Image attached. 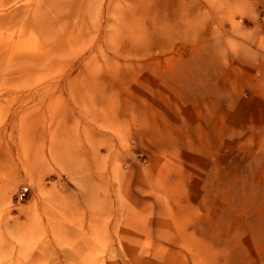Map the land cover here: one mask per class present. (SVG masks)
I'll return each instance as SVG.
<instances>
[{
	"label": "rangeland",
	"instance_id": "rangeland-1",
	"mask_svg": "<svg viewBox=\"0 0 264 264\" xmlns=\"http://www.w3.org/2000/svg\"><path fill=\"white\" fill-rule=\"evenodd\" d=\"M90 1L78 0V4L88 7ZM22 2L19 0L18 3ZM92 6L82 29H60L61 24L67 22L71 27L73 20L82 19V15L78 18L74 15L62 16L57 18L55 28L47 33V37L35 30V41L30 42V48L39 49L45 38L57 46L73 39L79 42L81 39H92L88 46L96 52L103 34L102 30L94 28L99 24L103 29L107 26L110 29L107 43L101 48L104 51H99L98 56L112 59L115 64H127L129 60L145 64L136 75L125 72L114 77L120 84L117 109L110 115V126L104 130L112 134L116 141V158L107 157L105 145H100L98 151L107 158V162L116 163V170L109 175L110 190L125 207L116 213L120 218L116 222L112 208L109 210L107 214L111 220L109 224L100 223V230L103 231L100 237H96L97 226L92 228L96 238L90 236L83 252L67 255L42 252L22 233L20 227L37 221L38 210H42V206H59L60 201L55 196L62 195L64 198L69 192H77L83 185L81 174L78 170L74 171L76 174L73 177L77 183L56 160L40 159L39 162L37 159L34 164L32 159H9L14 161L13 169L3 171L0 165V264H264V147H260L259 139L251 135L254 138L251 140L252 148L238 146L236 153L225 142L227 134L222 133L223 144L210 151L204 160L194 157L183 161L177 159L179 163H172V159H163L158 163L157 159H151L156 148L146 143L149 136L143 132L152 129L150 120L153 118L170 124L175 121L173 114L184 115L187 108L192 114L202 102L203 111L209 117L213 114L204 101L207 95H196L191 100L179 99L171 92L168 83L175 70L187 77L193 72H201L197 66L199 64L211 67V77L201 78L202 82H199L206 87H222L224 81L231 82L236 77L233 75L232 78L231 67L220 66L225 61L244 73L239 77L240 82L245 83L240 95L235 96L234 86L238 83L232 84L231 93L217 101L214 117L219 120L218 130L224 129L226 122L232 121L231 131L227 132L231 133L240 126L236 118L239 111L247 115L256 109V94L264 100V0H243L242 3L213 0L216 7L210 10L207 9L206 0H153L149 7L143 0H92ZM156 16H164V20L172 24L166 31H163L165 27L157 26L159 32L167 35L148 37L150 30L130 28L136 24L135 20L149 27ZM182 19L195 23V26L188 28V35H175L182 30ZM218 31L223 33V51H218L219 55L215 53L213 41V33ZM3 32L10 37L16 31L10 28ZM79 45L82 47L83 42ZM91 52H82L79 65L59 76L60 84L66 86L76 77L74 72L90 60L88 53ZM170 56L174 57L172 61ZM231 61L236 64L229 63ZM2 66L5 69L4 62ZM158 67L163 70L161 77L155 75ZM27 70L25 66H19L7 69L3 76L17 78L29 75ZM53 70L50 69L47 75ZM215 72L220 76H215ZM199 80L196 79L197 82ZM193 85L188 92L192 91ZM176 103L181 110H178ZM145 114L150 117H144ZM187 116H190L189 113ZM132 117H135V123L130 121ZM3 120L0 133L17 136L20 129L18 117L5 116ZM131 130L134 133L127 135V131ZM7 146H13V142ZM18 146L23 151L28 149L24 145ZM48 146L47 143L41 144L45 150ZM185 149L190 153L197 152L195 146L188 144H185ZM61 161L63 165L67 160ZM233 164L235 169L231 172ZM201 167L205 168V176L198 181ZM237 181L240 187L233 188ZM165 190L191 193L195 202L199 203L196 208L203 219L183 225L169 223L167 218L159 219L158 209L154 205L158 199L156 192ZM213 192H219L217 205L213 207L223 206L227 212L218 211L217 216L222 218L209 220L205 208L210 206L207 197ZM92 211L97 217L104 208H94ZM149 213L151 218L146 219L143 214ZM90 217L91 214L87 212L82 223L98 220ZM163 233L172 235L175 245L170 246L165 242ZM212 235L215 237L212 238ZM54 246L57 251L71 248L70 244L60 240Z\"/></svg>",
	"mask_w": 264,
	"mask_h": 264
},
{
	"label": "bare ground",
	"instance_id": "bare-ground-1",
	"mask_svg": "<svg viewBox=\"0 0 264 264\" xmlns=\"http://www.w3.org/2000/svg\"><path fill=\"white\" fill-rule=\"evenodd\" d=\"M18 2L19 0H0V10H3L0 13L2 23L0 25V123L4 121L5 116H15L18 117L20 124L17 136L11 137L0 133V159H2L0 165L3 171H6L15 167L14 161L9 159H32L34 164L37 159L42 161L56 160L60 166L70 172L72 179L77 183L78 181L73 177V174H76L74 171H79L83 185L77 186L79 187L77 192H69L64 198L62 195L55 196L60 201L59 206H55V202H53L54 206H42V210H38L37 221L28 223L20 229L42 252L64 255L83 252L88 246L87 242L89 243V241L87 240L91 238L90 236L96 238L103 234V231L100 230L101 224L103 222L110 223L111 217H108L107 214L109 210L112 208L116 222L120 219L117 214L125 207L121 204L120 199L117 200L115 195L111 193L113 190H110L111 177L109 175L111 171L116 170V163L107 162V158L102 157L98 151L100 145H105L107 157L116 158V141L112 134L104 130L110 126V115L117 109L120 84L114 80V77L125 72H133L136 75V72L140 71L142 66L145 67V64L134 63L130 60L127 64H115L112 59L107 60L102 55L101 57L98 56L99 51H104L101 48L104 46L103 44L107 43L110 29V26L103 29L99 24L95 25L94 28L102 30L103 34L100 38V48H97L96 52L93 48L89 49L88 46L92 39L82 41L80 37L81 42H83L82 47L79 45L81 42L78 39L57 46L45 38L40 48L34 50L30 48V42L35 41L33 32L35 30L40 31L43 36L47 37V33L55 28L57 18L73 15L78 18L79 15H82V19L72 21L71 27L67 22L60 26V29L66 31L82 29L87 23L88 13L93 7L92 0L88 7L79 5L78 0H23L21 4ZM236 2L242 3L243 0H236ZM143 3L149 7L153 4V0H143ZM206 4L209 10L216 7L213 6V0H206ZM57 6H60L61 9ZM164 19V16H156L151 20L149 27L143 26L144 24L135 20L136 24H132L130 28L140 30L146 28L147 31H151L147 34L148 37L157 38L159 34L167 35L158 31V24L159 28L165 27L163 31L168 30L172 25ZM194 26L195 23L182 19L181 32L170 33L169 35H188V28ZM10 28L16 32L8 37L3 30ZM222 34V31L213 33L214 49L218 55V51H223ZM39 41L41 40L39 39ZM84 50L86 52L93 51L88 53L91 55L90 60L81 69L74 72L76 77L73 80L63 86L58 80L59 76L79 65V59ZM173 58V56L169 57L171 61ZM3 62L5 69L2 66ZM225 62L220 63V66L231 67V76L232 78L233 75L236 77L231 82L224 81L223 86L218 88L214 85L202 86L199 83L202 82L201 78L211 77L209 74L211 67L205 64L203 66L197 65L201 72H193L188 77L177 70L172 73L168 82L172 88L171 92L175 93L179 99L188 98L189 100L195 98L196 95H207L204 101L207 102L206 105L209 106L208 109L213 114L209 117L203 111L202 102L198 106L199 109L192 114L189 108L184 110L186 111L184 115L173 114L175 121L170 124L165 121L164 123L162 119L158 118L150 120L152 129H146L143 132L149 136L146 143L156 148L154 157L151 159H157L156 162L158 163H161L163 159H172V163L178 162L177 159L183 161L182 159L194 157L204 160L210 151L213 152V149L223 144L222 133L227 134L225 142H228L236 153L239 149L238 146H246L247 149L252 148L251 140L254 138L251 135L259 139L260 147H264V100L259 98L258 93L256 94L258 98L256 109H252L251 113L247 115L239 111L236 118L240 126L237 129L234 128L231 133H227L231 131V121V123L226 122L227 125L224 126V129L218 130L219 120L214 117L216 115L215 108L218 107L217 101L226 98L231 93L232 84L238 83L239 87L235 85L234 90L235 96H239L245 84L239 79L240 74L244 75L243 71L234 67L235 65H228V61ZM229 63L236 64L232 61ZM19 66H25L29 75L17 78L3 76L7 69H14ZM50 69L53 71L47 75ZM155 72L157 77H161L163 74V70L159 67L155 69ZM248 75L251 77V74ZM215 76L220 75L215 72ZM196 79L200 80L197 82ZM192 84H194L192 91L188 92ZM262 96L264 97V95ZM176 105H178V110H181V106L178 103ZM187 113L190 116L186 117ZM144 117L150 116L145 114ZM130 121L135 123V117H132ZM129 133L132 135L134 132L132 130L127 131V135ZM11 142H13V146H7ZM46 143L49 144L47 150L41 147V144ZM185 144L190 147L195 146L197 152H188L185 149ZM18 145L27 146L28 149L23 151ZM61 159L67 161L62 165ZM226 159L231 158L227 157ZM234 169L233 164L231 172ZM204 176L205 168L201 167L197 175L198 181ZM238 187H240L239 181L233 185V188ZM156 193L158 199L154 205L158 209L156 210L159 219L167 218L169 223L175 224L188 222L193 224L203 219L198 208H196L199 203L195 202L191 193H178L174 190ZM218 193L214 194L213 192L210 197H207L210 206L206 207L205 210L209 220L221 219L222 216H217L218 211L227 212L223 206L213 207L217 205ZM234 204H237L236 200H234ZM94 208H104V211L99 212L96 217L92 211ZM87 212L91 214L90 218L94 216L98 220L95 219L92 223L83 224L81 220ZM143 216L149 219L151 213L149 215L143 214ZM96 226L98 230L95 237L92 228ZM162 235L166 239L165 242L169 243L170 246L175 245L176 241L172 235L169 233ZM211 237L214 238L215 235ZM59 240L70 244V250L60 249L57 251L54 244H57Z\"/></svg>",
	"mask_w": 264,
	"mask_h": 264
}]
</instances>
